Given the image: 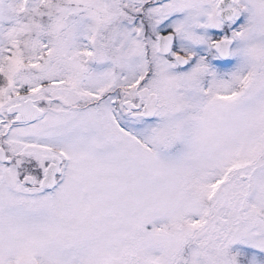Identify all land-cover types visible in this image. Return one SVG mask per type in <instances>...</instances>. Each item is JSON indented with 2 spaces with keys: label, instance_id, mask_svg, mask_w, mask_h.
<instances>
[{
  "label": "snow or ice",
  "instance_id": "obj_1",
  "mask_svg": "<svg viewBox=\"0 0 264 264\" xmlns=\"http://www.w3.org/2000/svg\"><path fill=\"white\" fill-rule=\"evenodd\" d=\"M0 264H264V0H0Z\"/></svg>",
  "mask_w": 264,
  "mask_h": 264
}]
</instances>
